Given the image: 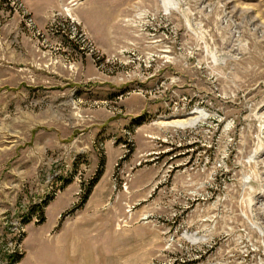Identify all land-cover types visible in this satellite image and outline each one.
Instances as JSON below:
<instances>
[{"label": "rangeland", "instance_id": "obj_1", "mask_svg": "<svg viewBox=\"0 0 264 264\" xmlns=\"http://www.w3.org/2000/svg\"><path fill=\"white\" fill-rule=\"evenodd\" d=\"M69 180L87 264H264V0H0V264Z\"/></svg>", "mask_w": 264, "mask_h": 264}, {"label": "crops", "instance_id": "obj_2", "mask_svg": "<svg viewBox=\"0 0 264 264\" xmlns=\"http://www.w3.org/2000/svg\"><path fill=\"white\" fill-rule=\"evenodd\" d=\"M25 2V1H24ZM32 9L31 7L27 6ZM34 13V11L32 10ZM34 16H39L34 13ZM63 189V193L56 198H54L44 210V222L38 226L39 228L43 227L41 231L46 237H48L49 242H51L55 250H59L63 254V264H87L88 257H90L91 252L89 247V241L93 235V229L90 224H87L91 221L93 216H95L93 207L91 204V198L87 199L84 203V206L81 207L75 214L71 217H66L62 223H59V219L62 217L65 212L74 205V191L72 188L73 184L70 183ZM105 188L100 187L97 193L100 191L103 195V190ZM92 194V193H91ZM65 195H68L69 201L66 206L59 207L61 205V198ZM58 208L56 210L55 220L50 226H46L48 222V210L51 208ZM74 207V206H73ZM87 224V225H86ZM37 227V228H38ZM96 253V252H95ZM27 257V251L25 249V254L20 260L19 264L23 262ZM85 258V263L83 261Z\"/></svg>", "mask_w": 264, "mask_h": 264}, {"label": "trees", "instance_id": "obj_3", "mask_svg": "<svg viewBox=\"0 0 264 264\" xmlns=\"http://www.w3.org/2000/svg\"><path fill=\"white\" fill-rule=\"evenodd\" d=\"M67 182H68V181L65 182V186H64V188H65L66 185L68 184ZM90 185H92V184H90ZM64 188H63V189H64ZM89 193H90V190H88L87 192H85L84 197H83L82 200H81V203L78 204V205H76V206H74L73 209L70 210L68 214H72L73 212L79 210V209L82 207V205L86 202ZM53 199H54V198H49V199H47L45 203H43L40 207H38V208L36 209V210L39 211V215L41 214V215H40V220H39L40 224H42V223L44 222V216H43L44 213L42 212L41 208H43V207H45V206L47 207V205H48ZM47 201H48V202H47ZM68 214H67V213L63 214L62 217H61V219H63V218H64L66 215H68ZM22 257H23L22 254H17V253L11 255V256L9 257V259H10V264H14V262L18 263V262L22 259Z\"/></svg>", "mask_w": 264, "mask_h": 264}, {"label": "bare ground", "instance_id": "obj_4", "mask_svg": "<svg viewBox=\"0 0 264 264\" xmlns=\"http://www.w3.org/2000/svg\"><path fill=\"white\" fill-rule=\"evenodd\" d=\"M164 4L166 5L167 4V0H164ZM171 8V6H166V13H167V11L169 10ZM197 120H199V119H194V120H191L190 122H191V125H195L196 124V122H197ZM174 125V124H173ZM175 125H178V126H181V128H182V123H178V124H175ZM186 125V124H185ZM57 191H59V189H57ZM63 191V190H62ZM39 216V215H38ZM38 219V218H37ZM21 224V223H20ZM22 239V238H21ZM21 240H18L16 243H15V247H19L20 246V242ZM19 251V250H18ZM15 252V251H14ZM17 254H19V252H16ZM16 253H14V254H16ZM10 262V261H9ZM5 264V263H4Z\"/></svg>", "mask_w": 264, "mask_h": 264}, {"label": "built area", "instance_id": "obj_5", "mask_svg": "<svg viewBox=\"0 0 264 264\" xmlns=\"http://www.w3.org/2000/svg\"><path fill=\"white\" fill-rule=\"evenodd\" d=\"M19 254H22V253L19 252Z\"/></svg>", "mask_w": 264, "mask_h": 264}]
</instances>
